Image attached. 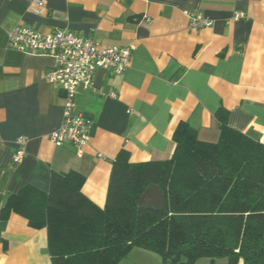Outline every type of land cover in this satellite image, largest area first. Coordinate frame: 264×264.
Returning a JSON list of instances; mask_svg holds the SVG:
<instances>
[{
    "label": "crops",
    "instance_id": "obj_1",
    "mask_svg": "<svg viewBox=\"0 0 264 264\" xmlns=\"http://www.w3.org/2000/svg\"><path fill=\"white\" fill-rule=\"evenodd\" d=\"M43 1L38 16L33 0H0V264H52L47 230L30 228L14 213L4 219L2 211L25 187L48 194L53 173L82 175L83 194L104 208L119 153L127 151L134 164L170 160L181 122L200 141L217 143L216 113L223 108L231 128L264 144V0ZM187 13L201 14L211 26L190 29ZM237 13L244 17L235 19ZM17 26L135 48L130 69L98 71L94 90L76 98L77 111L93 120L82 156L70 144L52 143L65 98L45 79L55 61L10 49ZM20 137L27 138V154L15 164ZM143 260L162 263L135 249L121 264Z\"/></svg>",
    "mask_w": 264,
    "mask_h": 264
},
{
    "label": "trees",
    "instance_id": "obj_2",
    "mask_svg": "<svg viewBox=\"0 0 264 264\" xmlns=\"http://www.w3.org/2000/svg\"><path fill=\"white\" fill-rule=\"evenodd\" d=\"M216 119L217 143L181 122L170 160L134 164L120 152L104 208L83 194L82 175L53 173L48 194L25 187L2 217L46 229L52 264H121L135 249L161 264H264V144L231 128L227 110Z\"/></svg>",
    "mask_w": 264,
    "mask_h": 264
},
{
    "label": "built area",
    "instance_id": "obj_3",
    "mask_svg": "<svg viewBox=\"0 0 264 264\" xmlns=\"http://www.w3.org/2000/svg\"><path fill=\"white\" fill-rule=\"evenodd\" d=\"M46 6L43 0H33L31 11L41 16ZM190 29L197 31L208 28L211 23L201 14L187 13ZM237 13L235 19L243 18ZM8 47L12 50L54 59L55 66L45 73L46 81L59 87L64 95L63 120L60 127L51 134L55 146L70 144L80 156L90 145L93 120L77 111L76 98L81 91L94 90L98 71L123 74L132 66L133 51L130 47H104L90 38H82L68 30L52 33L41 32L28 26H17L9 34ZM102 96H107L101 93ZM115 98V94L109 95ZM28 141L20 137L16 141L13 162L20 164L27 154Z\"/></svg>",
    "mask_w": 264,
    "mask_h": 264
},
{
    "label": "rangeland",
    "instance_id": "obj_4",
    "mask_svg": "<svg viewBox=\"0 0 264 264\" xmlns=\"http://www.w3.org/2000/svg\"><path fill=\"white\" fill-rule=\"evenodd\" d=\"M153 256H155L159 262H161V257H159L158 255L154 254V253H151ZM143 264H153L151 263V261L149 260H143L141 261ZM196 264H212L211 261L209 259H200L199 261H197ZM214 264H228V261L226 259H220V260H217Z\"/></svg>",
    "mask_w": 264,
    "mask_h": 264
}]
</instances>
